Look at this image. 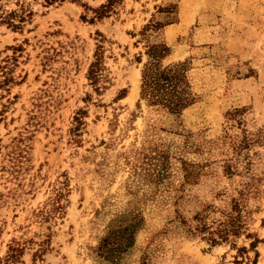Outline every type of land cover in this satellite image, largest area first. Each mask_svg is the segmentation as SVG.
<instances>
[{
	"label": "rangeland",
	"instance_id": "1",
	"mask_svg": "<svg viewBox=\"0 0 264 264\" xmlns=\"http://www.w3.org/2000/svg\"><path fill=\"white\" fill-rule=\"evenodd\" d=\"M25 1L0 21V264H264V0ZM151 46L187 63L179 115L139 100Z\"/></svg>",
	"mask_w": 264,
	"mask_h": 264
},
{
	"label": "trees",
	"instance_id": "2",
	"mask_svg": "<svg viewBox=\"0 0 264 264\" xmlns=\"http://www.w3.org/2000/svg\"><path fill=\"white\" fill-rule=\"evenodd\" d=\"M3 0H0V21L6 23L11 29H19L32 15L29 4L25 0H16V8L10 11L3 9ZM7 1V0H5ZM45 6L55 3L57 0H41ZM111 2V0H109ZM111 3L102 6L105 11ZM167 49L160 46H151L146 54L148 60L142 65L140 71L139 100L146 102L148 106L166 110L169 114L179 115L181 111L190 106L196 100L187 78V63L181 62L171 66H161L159 60L165 56ZM99 58L91 63L88 70V78L93 83L98 80ZM237 205H235V208ZM236 217H230V231L237 233L239 223ZM140 220L135 216L129 221L112 226L102 239L99 252L106 258L114 260L134 244V236L138 230ZM215 243V240H212ZM16 259V253L11 250L5 257L4 264H9Z\"/></svg>",
	"mask_w": 264,
	"mask_h": 264
},
{
	"label": "bare ground",
	"instance_id": "3",
	"mask_svg": "<svg viewBox=\"0 0 264 264\" xmlns=\"http://www.w3.org/2000/svg\"><path fill=\"white\" fill-rule=\"evenodd\" d=\"M134 87H135V88H134V90H133V92H132V94H133L132 96H134V95H135V92L137 91V89H136L137 86H134ZM135 90H136V91H135Z\"/></svg>",
	"mask_w": 264,
	"mask_h": 264
}]
</instances>
